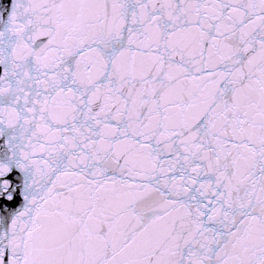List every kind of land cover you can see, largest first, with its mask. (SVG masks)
Here are the masks:
<instances>
[{
  "label": "snow or ice",
  "instance_id": "6c2138e0",
  "mask_svg": "<svg viewBox=\"0 0 264 264\" xmlns=\"http://www.w3.org/2000/svg\"><path fill=\"white\" fill-rule=\"evenodd\" d=\"M0 264H264V0H0Z\"/></svg>",
  "mask_w": 264,
  "mask_h": 264
}]
</instances>
